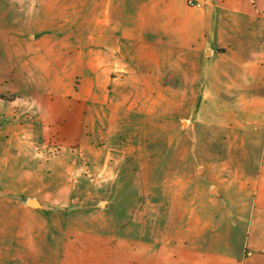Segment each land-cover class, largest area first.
Wrapping results in <instances>:
<instances>
[{
    "label": "crops",
    "instance_id": "0c3cea01",
    "mask_svg": "<svg viewBox=\"0 0 264 264\" xmlns=\"http://www.w3.org/2000/svg\"><path fill=\"white\" fill-rule=\"evenodd\" d=\"M195 1L200 8L188 0H0L12 3L17 24L30 23L18 34L40 51L79 49L78 58L106 66L120 62L117 41L149 35L174 49L176 96L183 107L192 99V113L208 108L204 143L224 147L191 156L196 170L177 171L178 181L191 179L183 185H168L161 169L158 184L114 192L118 204L128 194L143 200L130 219L82 218L57 239L45 236L41 215L64 206L0 201V264H264V0ZM89 222L100 228L82 227Z\"/></svg>",
    "mask_w": 264,
    "mask_h": 264
},
{
    "label": "rangeland",
    "instance_id": "374dc122",
    "mask_svg": "<svg viewBox=\"0 0 264 264\" xmlns=\"http://www.w3.org/2000/svg\"><path fill=\"white\" fill-rule=\"evenodd\" d=\"M0 23L6 31L0 34V201L64 206L41 215L46 237L57 239L61 227L82 218L126 221L143 200L128 194L118 204V189L158 184L161 169L168 171V185H183L191 179L178 181L177 171L196 170L191 156L223 150L204 143L208 108L192 113V99L183 107L176 96L174 49L151 44L149 35L134 43L116 40L120 62L100 66L78 58L79 49L62 50L65 57L55 49L51 58L49 44L45 51L40 43L27 44L18 31L30 23L17 24L10 2L0 3Z\"/></svg>",
    "mask_w": 264,
    "mask_h": 264
},
{
    "label": "built area",
    "instance_id": "2783aa9c",
    "mask_svg": "<svg viewBox=\"0 0 264 264\" xmlns=\"http://www.w3.org/2000/svg\"><path fill=\"white\" fill-rule=\"evenodd\" d=\"M188 6L193 7V8H200L201 3L196 2L195 0H188L187 2Z\"/></svg>",
    "mask_w": 264,
    "mask_h": 264
},
{
    "label": "water",
    "instance_id": "95a60500",
    "mask_svg": "<svg viewBox=\"0 0 264 264\" xmlns=\"http://www.w3.org/2000/svg\"><path fill=\"white\" fill-rule=\"evenodd\" d=\"M30 203H31L32 205H36V204H37V202H36L35 200H31Z\"/></svg>",
    "mask_w": 264,
    "mask_h": 264
}]
</instances>
